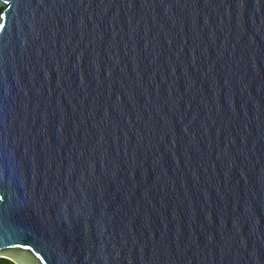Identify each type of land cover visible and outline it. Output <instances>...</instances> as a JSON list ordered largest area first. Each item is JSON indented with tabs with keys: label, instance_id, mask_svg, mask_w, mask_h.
Returning a JSON list of instances; mask_svg holds the SVG:
<instances>
[{
	"label": "water",
	"instance_id": "water-1",
	"mask_svg": "<svg viewBox=\"0 0 264 264\" xmlns=\"http://www.w3.org/2000/svg\"><path fill=\"white\" fill-rule=\"evenodd\" d=\"M0 6V238L46 264H264V0Z\"/></svg>",
	"mask_w": 264,
	"mask_h": 264
},
{
	"label": "snow or ice",
	"instance_id": "snow-or-ice-1",
	"mask_svg": "<svg viewBox=\"0 0 264 264\" xmlns=\"http://www.w3.org/2000/svg\"><path fill=\"white\" fill-rule=\"evenodd\" d=\"M3 4L8 5L9 0H3ZM3 18H5L3 15V9L0 8V19ZM0 27H6V25L0 24ZM4 198H5L4 196L0 195V200H3ZM9 244L14 245L17 248H26L28 252L32 253L35 256L36 260L39 261V264H46L45 257L40 255L39 245L29 246L26 241L16 242L11 239L0 238V248Z\"/></svg>",
	"mask_w": 264,
	"mask_h": 264
},
{
	"label": "trees",
	"instance_id": "trees-1",
	"mask_svg": "<svg viewBox=\"0 0 264 264\" xmlns=\"http://www.w3.org/2000/svg\"><path fill=\"white\" fill-rule=\"evenodd\" d=\"M0 8L3 9L2 6H0ZM0 264H16V263L6 257H0Z\"/></svg>",
	"mask_w": 264,
	"mask_h": 264
}]
</instances>
